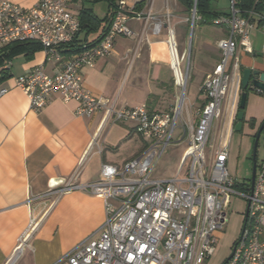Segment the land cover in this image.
<instances>
[{"label":"built area","instance_id":"1","mask_svg":"<svg viewBox=\"0 0 264 264\" xmlns=\"http://www.w3.org/2000/svg\"><path fill=\"white\" fill-rule=\"evenodd\" d=\"M74 1L39 0L29 8L1 1L0 54L14 42L37 41L46 62L61 64V69L51 75L44 63L37 64L25 75L14 77V86L26 92L34 111L44 109L51 95L59 93L65 102L79 103V116L103 113L102 126L109 119L131 123L144 140V148L121 166L103 162L98 179L77 181L81 163L70 178L51 186L48 194L56 197L73 190L101 196L106 209L99 235L81 241L54 264H205L218 249V234L227 221V209L234 196L245 201L248 211L247 215L244 212L245 228L226 264H264V157L257 160L253 187L251 178L237 181L227 167L228 141L235 130L242 91L238 55L241 48L252 51L249 34L255 26V16L260 14L255 5L242 10L237 0H231V11L213 19V25L225 26L228 32L218 42V64L201 83L206 100L194 110L185 97L187 81L175 30L164 20L170 22L173 16L168 1L165 13L159 15L151 6L146 13L136 12L134 4L129 6L128 0H119L102 36L94 42L79 43L76 39L80 21L72 8ZM196 3L197 0L192 8V32L196 18L199 19ZM131 19L145 20L143 32L150 29L156 36L168 27L175 85L184 89L169 110H151L147 104L117 109L84 87L81 69L108 57L118 37L133 36ZM10 65L8 61L4 67L8 69ZM10 89L9 85H0V99ZM258 92L262 94L264 90ZM184 113L187 118L182 123L181 140L187 138L188 144L177 174L170 179H154L153 172L173 142ZM216 127L220 132L218 143L211 144ZM24 245L23 239L6 264L16 262Z\"/></svg>","mask_w":264,"mask_h":264},{"label":"crops","instance_id":"2","mask_svg":"<svg viewBox=\"0 0 264 264\" xmlns=\"http://www.w3.org/2000/svg\"><path fill=\"white\" fill-rule=\"evenodd\" d=\"M9 1L27 8L39 2ZM167 1L157 6L156 0H128V5L134 4L136 12L144 13L151 6L154 13L163 15ZM78 2L79 9L92 7L101 20L109 14L105 1L89 5L86 3L89 1L84 0L73 3ZM213 9L220 15L229 13ZM259 13L254 18L253 28H264V10ZM144 22L131 19L134 35L118 37L108 57L81 69L84 87L94 95L104 97L117 109L147 104L151 110L158 111L161 109L156 105L162 96L174 90L175 77L167 37L156 36L150 29L143 32ZM107 25L106 21H101L97 31L89 35L84 32L80 38L94 42L102 36ZM216 34L215 40L202 37L196 46L198 51L206 54L209 66L202 72L199 83L202 98L196 97L197 103H192L194 110L205 102L201 83L221 57L218 42L227 34ZM250 46L251 52L243 48L239 51L242 71L251 67L264 72V34L260 33ZM41 63L50 75L61 69L60 63L46 62L45 52L41 49L29 58L25 55L13 58L8 77L0 84L11 86L0 99V264H6L13 257L23 239L25 247L19 260L27 257V264H54L81 241L97 237L106 219L104 199L82 190L56 197L48 194L51 186L70 178L81 163L77 181L86 183L98 179L103 162L121 166L144 148V140L131 123L109 119L102 126L103 113L79 116L76 114L79 103L65 102L59 93L51 95L44 109H30V100L26 92L14 86V77L25 75ZM245 119L249 121L245 124L255 131V137L264 119V109L257 112L253 107L251 113H245ZM263 157L264 153L261 158L257 154L256 160Z\"/></svg>","mask_w":264,"mask_h":264},{"label":"rangeland","instance_id":"3","mask_svg":"<svg viewBox=\"0 0 264 264\" xmlns=\"http://www.w3.org/2000/svg\"><path fill=\"white\" fill-rule=\"evenodd\" d=\"M165 3V0H156V5ZM169 6L172 14H174L168 22V19L164 18L165 22L168 23L172 28H174L175 37L177 41V48L179 53V60L181 64V69L183 72L184 79L187 81L186 85V96L187 101L191 103H197L196 97H200V82L202 77V72L206 70L209 66L206 54L198 51L197 43L202 37L207 39L217 38V33L228 32L225 26H216L200 23V19L196 18L195 25L193 27V33L191 36V24H192V11L185 10V8L180 5L181 3L176 0H168ZM212 7L217 9H222L226 12L231 11V1L230 0H213ZM88 5L91 2H86ZM103 4H99L101 6ZM73 10L75 12L80 8V3L72 4ZM97 11H100L97 6ZM165 9V8H164ZM165 11V10H164ZM180 14V17L178 16ZM178 16V17H176ZM168 27H164L161 35H164L168 39ZM264 34V28H253L250 33V42H253L259 37V35ZM219 35V34H218ZM262 37V35H261ZM132 68V65L130 66ZM175 82V80H174ZM175 84V83H174ZM184 92V89L179 86H174V90L170 93L164 94L159 104L156 105L157 108L160 107L161 110H169L172 106L177 103V97ZM247 104L245 107V113L248 114L252 112L253 107L257 109V112H261L264 109V93H259L256 88H248ZM173 104V105H172ZM172 105V106H171ZM187 115L184 113L182 118L177 123L175 136L173 142L164 150L160 161L158 162L156 169L153 172L154 179H170L177 174V170L183 155L184 150L187 147V138L181 140L182 137V123L186 122ZM219 129L216 127L211 134L210 143H218ZM255 131L250 128L247 124L241 131L234 130L233 134L229 138V159L227 160V167L230 174L237 181H248L252 175L253 168V151H254V137ZM261 138L259 141L258 148V158H261L264 153V132L261 133ZM210 153V148H207V154ZM231 203L227 209V221L224 227L219 231V244L215 255L207 261L205 264H223L224 261L229 257L232 252L233 245L240 237L241 230L243 228L244 212L246 210L245 201L241 200L239 197L234 196ZM25 247V246H24ZM23 249V248H22ZM24 250V249H23ZM23 252V251H22ZM22 254V253H21ZM21 256V255H20ZM20 258V257H19ZM19 258L14 264H27V257ZM19 260V261H18Z\"/></svg>","mask_w":264,"mask_h":264},{"label":"trees","instance_id":"4","mask_svg":"<svg viewBox=\"0 0 264 264\" xmlns=\"http://www.w3.org/2000/svg\"><path fill=\"white\" fill-rule=\"evenodd\" d=\"M89 1L91 3H98L101 1L107 2L109 6V14L105 18V20L99 19V17L94 13V10L92 7H85L83 6L79 12L78 18L80 23V31L78 33V38L76 39V42L79 43L81 41H86V39H81L80 35L82 33H86L89 35V33H92L94 31H97L100 27L101 21H106L108 23L107 27L110 24V20L112 17L113 12L116 10V7L118 5V0H84ZM181 5H183L186 10L192 11V8L194 7V1L195 0H178ZM212 0H197L196 9H197V16L199 17V21L201 24H205L206 26L208 24L213 25V19L220 14L216 11H214L212 7ZM237 5L242 9H250L255 5V9L258 11V13L262 10H264V0H237ZM227 14V13H224ZM105 28V30L107 29ZM42 46L37 41H25V42H14L8 46H6L1 54H0V84L5 80V78L8 77V69H6L4 66L8 61H11L13 58L19 56V55H25L26 57H31L34 55L37 50H41ZM248 92V89L246 90ZM264 93V92H262ZM253 126V122H252ZM227 260V259H226ZM225 260V261H226ZM224 261V262H225Z\"/></svg>","mask_w":264,"mask_h":264},{"label":"water","instance_id":"5","mask_svg":"<svg viewBox=\"0 0 264 264\" xmlns=\"http://www.w3.org/2000/svg\"><path fill=\"white\" fill-rule=\"evenodd\" d=\"M192 30H191V36H192ZM242 91H241V98H240V105H239V112L237 115V121L235 124V130L236 131H241L244 128V124L245 123H249L248 120L245 119V107L247 104V97H248V92L246 91L249 87H254L256 89H261L264 90V72H262L259 68H251V67H246L243 68L242 71ZM264 132V119L263 122L259 128V130L256 133L255 136V143H254V151H253V168H252V175H251V184L253 187L254 183H255V178H256V170H257V154H258V145H259V141L261 138V133ZM247 211L246 210V215H247ZM245 226L243 227L244 230ZM234 252V249L232 250L231 254L229 255V257L227 258V260L223 263L226 264V262L228 260H230V258L232 257Z\"/></svg>","mask_w":264,"mask_h":264}]
</instances>
